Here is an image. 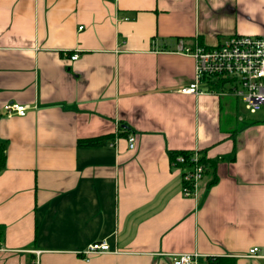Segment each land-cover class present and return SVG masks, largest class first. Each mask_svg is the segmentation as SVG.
Here are the masks:
<instances>
[{
    "label": "crops",
    "instance_id": "1",
    "mask_svg": "<svg viewBox=\"0 0 264 264\" xmlns=\"http://www.w3.org/2000/svg\"><path fill=\"white\" fill-rule=\"evenodd\" d=\"M232 34L264 35V0H0V264H264V122L226 81L179 91L195 60L178 41ZM194 149L184 196L169 152ZM95 240L109 250L84 254Z\"/></svg>",
    "mask_w": 264,
    "mask_h": 264
},
{
    "label": "built area",
    "instance_id": "2",
    "mask_svg": "<svg viewBox=\"0 0 264 264\" xmlns=\"http://www.w3.org/2000/svg\"><path fill=\"white\" fill-rule=\"evenodd\" d=\"M176 51L185 52L193 56L194 76L192 81L182 86L179 91L183 93L199 94L208 92L199 87L201 81H235L240 88H235L234 94L239 95L244 101V106L249 112L257 111L264 105V35L251 36L247 34H232L218 45L205 48L185 46L181 40L176 45ZM77 54H72L74 59ZM29 108L26 104L6 102L1 109L4 115H24ZM129 148L134 145V137L127 135ZM200 153L194 149L189 158L177 154L171 160L173 167L182 170L181 192L184 196H195L197 183L202 177L205 166L199 162ZM184 164V165H180ZM109 250L105 240H95L84 249V254L97 253ZM248 255L264 257L256 246L249 248ZM173 264H195V254L179 253L172 255Z\"/></svg>",
    "mask_w": 264,
    "mask_h": 264
},
{
    "label": "rangeland",
    "instance_id": "3",
    "mask_svg": "<svg viewBox=\"0 0 264 264\" xmlns=\"http://www.w3.org/2000/svg\"><path fill=\"white\" fill-rule=\"evenodd\" d=\"M214 91L222 93V98H230V102L233 106L238 107L239 110L245 114H249V116H252L254 119L264 122V105H262L257 111H255L253 114L252 112H249L245 106L244 101L239 95L234 94L235 88L239 89L240 86L235 81H226L223 84L215 85Z\"/></svg>",
    "mask_w": 264,
    "mask_h": 264
},
{
    "label": "trees",
    "instance_id": "4",
    "mask_svg": "<svg viewBox=\"0 0 264 264\" xmlns=\"http://www.w3.org/2000/svg\"><path fill=\"white\" fill-rule=\"evenodd\" d=\"M106 139H107L106 136L105 137L86 138V139L79 140L78 143L79 144H83V145H91V146H93V145H100V144L105 143V140ZM190 153H191V151H189V150H179V151H170L169 152V155H170V159L171 160L177 154H182L183 156L186 157V159H188ZM1 160H3V158H1V156H0V165L2 164V161ZM199 162H201L204 165H206V163H207L206 160H205V158H203L202 156H200ZM180 165H184V164H180Z\"/></svg>",
    "mask_w": 264,
    "mask_h": 264
}]
</instances>
